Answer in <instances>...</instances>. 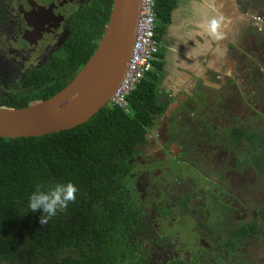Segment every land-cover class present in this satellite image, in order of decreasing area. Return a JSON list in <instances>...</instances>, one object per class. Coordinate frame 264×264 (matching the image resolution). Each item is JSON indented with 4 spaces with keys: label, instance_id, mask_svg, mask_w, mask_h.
<instances>
[{
    "label": "flooded vegetation",
    "instance_id": "obj_1",
    "mask_svg": "<svg viewBox=\"0 0 264 264\" xmlns=\"http://www.w3.org/2000/svg\"><path fill=\"white\" fill-rule=\"evenodd\" d=\"M93 4L0 0L1 93L71 49L78 56L79 32L90 25ZM233 12L222 15L230 22L222 34L197 40L206 48L198 49L191 36L179 39L172 22L157 32L166 110L126 172L137 241L121 248L117 264L127 258L135 264H264V0H234ZM193 14L198 10L188 11ZM93 34L92 24L89 38ZM84 48L83 55L88 43ZM16 71L22 72L18 84L5 86ZM1 264L31 263L18 255Z\"/></svg>",
    "mask_w": 264,
    "mask_h": 264
},
{
    "label": "trees",
    "instance_id": "obj_2",
    "mask_svg": "<svg viewBox=\"0 0 264 264\" xmlns=\"http://www.w3.org/2000/svg\"><path fill=\"white\" fill-rule=\"evenodd\" d=\"M93 1L94 13L87 15L90 25L79 32L78 56L71 49L59 63L32 70L15 90L0 91V106L24 108L47 100L75 78L97 49L112 9L113 0ZM177 3L158 1L156 33L165 31ZM92 24L93 39L88 36ZM153 66L156 71L152 69L129 97L130 113L106 106L88 122L60 133L0 137V264L18 255L31 264L114 263L111 254L117 264L121 248L137 241L135 208L125 181L132 155L166 110L159 98L160 64L155 61ZM69 181L79 188L76 201L42 226V212L28 208L35 186ZM126 263L136 262L127 258Z\"/></svg>",
    "mask_w": 264,
    "mask_h": 264
},
{
    "label": "water",
    "instance_id": "obj_3",
    "mask_svg": "<svg viewBox=\"0 0 264 264\" xmlns=\"http://www.w3.org/2000/svg\"><path fill=\"white\" fill-rule=\"evenodd\" d=\"M140 1H113L112 12L97 49L63 90L47 100L31 103L24 108L0 106V137H42L60 133L88 122L108 106L130 61ZM209 5L215 6V10L221 15L226 12L234 13V0H223V3L221 0H179L172 11L174 33H181L179 16L188 15V11L193 13L197 8L201 13L198 11L196 16L193 14L187 17L196 19L195 27L202 30L207 20L212 19L209 15H214L212 10L207 9ZM44 10L50 11L52 6L45 7ZM221 20L220 16L218 22L223 24V33L230 22L225 21L224 26Z\"/></svg>",
    "mask_w": 264,
    "mask_h": 264
},
{
    "label": "built area",
    "instance_id": "obj_4",
    "mask_svg": "<svg viewBox=\"0 0 264 264\" xmlns=\"http://www.w3.org/2000/svg\"><path fill=\"white\" fill-rule=\"evenodd\" d=\"M159 0H141L134 45L122 81L116 88L109 106L130 113L129 97L153 69L160 43L157 38V3Z\"/></svg>",
    "mask_w": 264,
    "mask_h": 264
},
{
    "label": "clouds",
    "instance_id": "obj_5",
    "mask_svg": "<svg viewBox=\"0 0 264 264\" xmlns=\"http://www.w3.org/2000/svg\"><path fill=\"white\" fill-rule=\"evenodd\" d=\"M211 24L213 31L218 32L219 22L213 20ZM78 192L79 188L71 181L51 187L37 184L29 197L28 208L31 212H42L39 223L46 226L58 213L66 211L76 201Z\"/></svg>",
    "mask_w": 264,
    "mask_h": 264
},
{
    "label": "crops",
    "instance_id": "obj_6",
    "mask_svg": "<svg viewBox=\"0 0 264 264\" xmlns=\"http://www.w3.org/2000/svg\"><path fill=\"white\" fill-rule=\"evenodd\" d=\"M214 4H217V3H214ZM211 7L213 8L214 11H216L215 10V6L214 7L211 6ZM220 7H222V9H224V6L222 4H220ZM212 8H211V10H212ZM213 10H212V12H213ZM199 13H201V11H199ZM209 16L212 17V19L211 20L208 19L206 25L204 26V28L202 30H200L198 27H195V22H196L195 20L196 19H190L186 15H180L179 16V18H180V20H179V28H180L181 33H178L179 39H183V37H185V36H191L194 39V41L198 44V45H196V46H199L198 49L206 48L205 45H203L202 43L200 44L197 40H201V38H204L207 35V33L213 35L214 31L212 29V24H211L212 20L219 21V17L221 16V18H222L221 14H220V16H217L216 14L209 15ZM171 20H172V16H171ZM221 21L224 23V26H225V20L222 18ZM219 25L220 26L218 28V32H219V34H222V26H223V24L221 25V22H219ZM226 27H228V26H226ZM182 48H183L184 51H185V48L187 50L189 49V47L186 45V43H183ZM193 49H195V48H193ZM197 53H199V52H197ZM191 60L192 61L190 62V64H193L194 66H192V68H195L198 65V63H199L200 55L194 56V59L191 58ZM191 70H193V69H191Z\"/></svg>",
    "mask_w": 264,
    "mask_h": 264
},
{
    "label": "rangeland",
    "instance_id": "obj_7",
    "mask_svg": "<svg viewBox=\"0 0 264 264\" xmlns=\"http://www.w3.org/2000/svg\"><path fill=\"white\" fill-rule=\"evenodd\" d=\"M21 75H22V72L21 71H16V72H11V73H9L7 76H8V79L10 80V81H8V82H6V83H8L7 85H5L4 84V82L6 81H3V82H1V84H3V85H5V86H8L11 82H14V81H16V82H14V84H18V82H17V80L18 79H20L21 78ZM20 77V78H19ZM137 90V89H136ZM111 108V107H110Z\"/></svg>",
    "mask_w": 264,
    "mask_h": 264
}]
</instances>
